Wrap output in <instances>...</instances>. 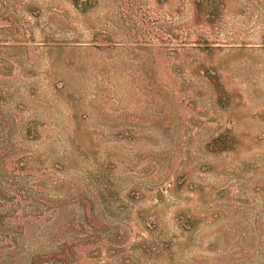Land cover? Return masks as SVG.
<instances>
[{"label":"rangeland","instance_id":"rangeland-1","mask_svg":"<svg viewBox=\"0 0 264 264\" xmlns=\"http://www.w3.org/2000/svg\"><path fill=\"white\" fill-rule=\"evenodd\" d=\"M0 0V264H264V0Z\"/></svg>","mask_w":264,"mask_h":264},{"label":"trees","instance_id":"trees-1","mask_svg":"<svg viewBox=\"0 0 264 264\" xmlns=\"http://www.w3.org/2000/svg\"><path fill=\"white\" fill-rule=\"evenodd\" d=\"M192 7H193V10H195V15L197 14V17H198V14H199V11L201 8H203L204 10H206V18H204V22H206L207 24L209 23H212L213 22V19L215 18L216 16V13H215V3L213 2H209V0H192Z\"/></svg>","mask_w":264,"mask_h":264}]
</instances>
